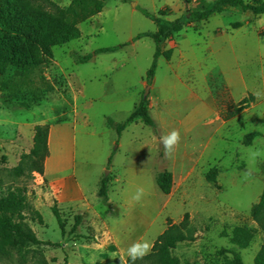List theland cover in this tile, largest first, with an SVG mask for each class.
<instances>
[{
  "label": "rangeland",
  "instance_id": "1",
  "mask_svg": "<svg viewBox=\"0 0 264 264\" xmlns=\"http://www.w3.org/2000/svg\"><path fill=\"white\" fill-rule=\"evenodd\" d=\"M73 1L33 0L47 12ZM212 2L108 0L102 14L78 26L80 40L53 49L45 66L0 77V198H24V224L40 242L22 254H0V264H121V257L127 264L130 245L148 240L154 247L172 227L186 238L172 251L180 264H234L230 252L254 264L264 246V226L251 216L264 191V156L249 178L244 174L249 151L264 152V15L227 9L188 25L163 46L170 55L158 60L151 85L155 45L135 41L157 32L144 12L173 22ZM106 49L118 51L98 53ZM221 69L230 72L229 83ZM147 88L154 126L137 122L118 133ZM38 126L49 131L41 176L29 156ZM173 129L181 143L169 159L161 137ZM250 134L260 137L245 147ZM212 170L214 183L207 180ZM164 172L172 176L169 196L156 184ZM105 178L107 203L97 197ZM138 186L145 189L139 202L132 199ZM236 229L253 236L246 250L233 241Z\"/></svg>",
  "mask_w": 264,
  "mask_h": 264
},
{
  "label": "trees",
  "instance_id": "2",
  "mask_svg": "<svg viewBox=\"0 0 264 264\" xmlns=\"http://www.w3.org/2000/svg\"><path fill=\"white\" fill-rule=\"evenodd\" d=\"M108 0H74L66 10L55 8L52 12L45 11L41 6H36L33 0H0V77H5L10 69L21 72L36 70L45 66L53 58V49L80 40L81 33L78 29L80 24L88 22L92 18L103 13L105 4ZM188 5L191 0H187ZM227 9H239L243 13L253 16L264 15V2L253 0L252 4H245L243 0H213L210 6L202 4L198 10L190 15H185L180 19L170 22L165 19V14L159 17L144 12V17L153 22L157 27V32L153 35L138 36L135 41L150 39L155 45L154 61L147 74V85H151L156 70L157 62L164 57L162 48L168 42L190 24H195L208 20L214 15L221 14ZM241 26L236 25L235 30ZM118 49L101 50L99 54L113 53ZM167 54L165 57H169ZM91 57L85 58L89 61ZM150 101L143 100L138 108L127 120L124 126L115 127L118 133L125 130L129 124L140 122L145 127L152 128L154 122L150 115ZM244 102L241 109H245ZM110 127H114L109 122ZM48 136L49 131L46 127L38 126L35 128L33 148L30 157L37 161V170L34 172L43 175V162L48 157ZM259 134H250L243 140L245 147H250L252 142L259 138ZM16 177L22 176V170L17 167L13 171ZM217 172L212 170L207 180L215 182ZM108 182L105 178L99 185L97 193L98 199L108 202ZM172 176L169 173H161L156 177V184L164 196H169L172 190ZM24 208V198L21 195L9 194L8 197L0 198V254L10 252L22 254L33 246L40 245L35 234L24 224L22 210ZM55 217L60 231L64 232V223L60 213L56 208L51 210ZM254 221L264 226V191L259 203L251 210ZM188 216L185 217L187 219ZM81 224V218H75L76 229ZM264 228V227H263ZM175 227L170 228L156 242L152 253L145 256L142 260H137L135 264H180L172 256V251L186 238L179 234ZM253 236L250 232L243 229L233 231V241L240 250H246ZM233 256L234 264H243L241 257L236 252H230ZM127 264H132L131 260ZM254 264H264V246L257 254Z\"/></svg>",
  "mask_w": 264,
  "mask_h": 264
},
{
  "label": "clouds",
  "instance_id": "3",
  "mask_svg": "<svg viewBox=\"0 0 264 264\" xmlns=\"http://www.w3.org/2000/svg\"><path fill=\"white\" fill-rule=\"evenodd\" d=\"M161 142L164 147V156L171 159L181 143V133L179 129H173L171 132L161 137ZM264 156V152L260 150L249 151V167L246 169L244 179L249 178L255 170L253 165L257 158ZM145 195V189L138 186L135 195L132 197L134 201L139 202ZM153 244L148 240H137L127 249V257L135 264L137 260H142L145 256L151 253ZM121 264H125L124 257L120 258Z\"/></svg>",
  "mask_w": 264,
  "mask_h": 264
},
{
  "label": "crops",
  "instance_id": "4",
  "mask_svg": "<svg viewBox=\"0 0 264 264\" xmlns=\"http://www.w3.org/2000/svg\"><path fill=\"white\" fill-rule=\"evenodd\" d=\"M179 45H181L183 48H185L184 50H191V49H189V48H187V46L186 45H184V44H182L181 42H180V44ZM214 47V46H213ZM213 47H210L209 48V51H212V52H214L213 50H214V48ZM169 66L171 67V70L173 71V74H175V72H174V69H173V66H172V60H170V62H169ZM218 69V68H217ZM220 69V68H219ZM221 71H222V69H221ZM213 71H209V72H206V78L207 77H209V76H211V73H212ZM178 73V72H177ZM222 74V76L226 79V82L227 83H229V81H228V79L231 77V74H230V72L229 71H226L225 73L222 71L221 72ZM216 76V75H215ZM241 82L242 83H245V79H244V77H241ZM231 82V81H230ZM242 99H244V96L242 97ZM56 181V180H55ZM52 183H54V181H51ZM57 182V181H56Z\"/></svg>",
  "mask_w": 264,
  "mask_h": 264
},
{
  "label": "water",
  "instance_id": "5",
  "mask_svg": "<svg viewBox=\"0 0 264 264\" xmlns=\"http://www.w3.org/2000/svg\"><path fill=\"white\" fill-rule=\"evenodd\" d=\"M149 92H150V90H149V88H147V89H146V92H145V94H144L143 100H147V99H148Z\"/></svg>",
  "mask_w": 264,
  "mask_h": 264
}]
</instances>
